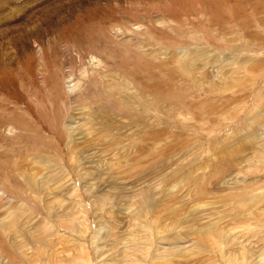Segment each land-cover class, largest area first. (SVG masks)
Returning a JSON list of instances; mask_svg holds the SVG:
<instances>
[{
    "label": "rangeland",
    "instance_id": "1",
    "mask_svg": "<svg viewBox=\"0 0 264 264\" xmlns=\"http://www.w3.org/2000/svg\"><path fill=\"white\" fill-rule=\"evenodd\" d=\"M0 1V264H264V0Z\"/></svg>",
    "mask_w": 264,
    "mask_h": 264
},
{
    "label": "bare ground",
    "instance_id": "2",
    "mask_svg": "<svg viewBox=\"0 0 264 264\" xmlns=\"http://www.w3.org/2000/svg\"><path fill=\"white\" fill-rule=\"evenodd\" d=\"M1 2V1H0ZM136 25V24H135ZM137 26V25H136ZM135 27V26H134ZM140 27V26H139ZM133 28V27H132ZM137 28V27H136ZM136 28H135V30H136ZM132 30V29H131ZM39 30H35V32H38ZM134 32V31H133ZM122 33V32H121ZM128 33V32H127ZM122 35V34H121ZM72 58L70 57V60H71ZM82 59V58H81ZM92 59H94L95 60V58L93 57ZM94 60H92L93 61V63H99L100 61L99 60H96V61H94ZM73 61V60H72ZM91 61V62H92ZM71 63V62H70ZM90 65V64H89ZM100 69V68H99ZM106 69V68H105ZM83 74H85V73H83ZM84 76V75H83ZM68 77H69V83H74V76L73 75H71V73H70V75H69V73H68ZM76 81V80H75ZM75 85V84H74ZM84 88V87H83ZM12 128V127H11ZM10 129V128H9ZM11 131V130H10ZM12 132H13V130H12ZM4 194V192H2V191H0V196H2ZM2 198H4V195H3V197Z\"/></svg>",
    "mask_w": 264,
    "mask_h": 264
}]
</instances>
